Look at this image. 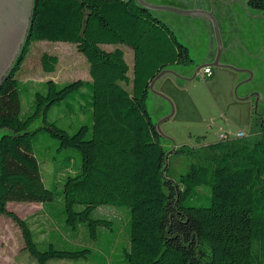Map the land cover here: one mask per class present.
<instances>
[{"label": "trees", "instance_id": "16d2710c", "mask_svg": "<svg viewBox=\"0 0 264 264\" xmlns=\"http://www.w3.org/2000/svg\"><path fill=\"white\" fill-rule=\"evenodd\" d=\"M243 2L264 16V0ZM34 40L75 44L89 62L92 79L63 85L48 80L35 91L33 109L24 113L17 75ZM119 45L134 51L133 77ZM192 62L190 49L170 26L136 0L33 1L30 38L0 85V130L5 131L0 137V218L10 216L18 223L27 251L39 264L88 260L92 249L69 250L54 242L43 249L36 237L45 231L32 229L8 210L12 201L45 206L62 200L68 228L83 225L93 240L100 227L112 229L114 223L96 217V210L129 208L126 264H264V127L256 122L259 116L251 131L263 128L259 137L221 139L204 149L177 147L173 153H187L192 163L178 181L169 178L170 165L164 172L166 137L148 110L149 86L163 70ZM41 63L53 73L59 57L44 53ZM85 86L91 89L90 124L70 133L49 120L53 107ZM38 120L42 124L33 128ZM42 130L59 140L58 153L76 149L81 155L80 165L67 158L56 166L57 174L64 169L67 175L54 189L46 186L35 152ZM202 187L208 192L202 193Z\"/></svg>", "mask_w": 264, "mask_h": 264}, {"label": "rangeland", "instance_id": "374dc122", "mask_svg": "<svg viewBox=\"0 0 264 264\" xmlns=\"http://www.w3.org/2000/svg\"><path fill=\"white\" fill-rule=\"evenodd\" d=\"M144 1L151 5L186 10L192 7L212 12L218 23L224 48L221 62L234 67H213L212 75L203 78L202 71L203 77L198 74L192 80L167 74L155 86L166 98L149 91L147 107L155 125L162 122L161 130L166 137V140L163 138V143L168 151L182 146L187 149H204L209 144L220 142L222 135L234 139L239 132H245L249 139L259 137L263 128L257 127L254 132L251 131L255 117L264 114L263 14L248 8L243 0ZM152 13L167 23L178 40L190 49L193 62L189 65H173L171 70L181 77H192L197 67L211 62L207 61L211 44L213 43L216 51L217 43L209 19L169 10H152ZM103 47L108 50L115 48L114 45ZM119 47L125 51L126 61L131 67L129 74L133 77L134 51L127 45ZM44 53L59 57L56 72L47 73L43 70L41 57ZM236 69L250 71L253 74L252 79L247 81L250 74ZM17 78L22 83L24 113L33 109L35 91L42 90L44 82L55 80L63 85L78 79H92L89 62L75 44L47 40L31 42L29 54ZM250 95L253 96L249 101L237 99ZM91 101V89L85 86L80 94L70 96L53 107L48 112L49 120L73 133L82 124L92 122ZM173 110V116L164 121ZM59 144L58 139L44 130L37 134L34 142L35 152L45 174V184L50 189H54L67 175L64 169H60L57 174L56 166L60 168L67 158H73L77 164H81L78 150L64 149L58 153L56 149ZM54 155L57 156L56 162ZM191 163L187 153H172L169 178L178 181ZM201 189L202 193L208 192L205 187ZM203 199L207 200L206 195ZM208 203L206 201L204 205ZM8 209L28 222L32 229L45 231L36 237L43 242V249L48 247L49 242L69 250L77 246L92 249L88 260H53L55 264H126L123 249L129 245L130 210L125 206L106 205L95 211L96 217H106L114 222L112 229L100 227L97 240L90 237L88 229L83 225L78 230L68 228L62 200L57 199L45 206L36 202L12 201L8 204ZM0 264H39L26 249L21 227L6 215L0 218Z\"/></svg>", "mask_w": 264, "mask_h": 264}, {"label": "water", "instance_id": "95a60500", "mask_svg": "<svg viewBox=\"0 0 264 264\" xmlns=\"http://www.w3.org/2000/svg\"><path fill=\"white\" fill-rule=\"evenodd\" d=\"M34 0H0V85L2 84L5 77L12 70V67L17 60L19 53L21 52L22 45L30 38V27H31V16H32V8H33ZM141 6L149 9V10H169L173 12H177L184 15H200L209 19L213 26L215 39L217 43V50L213 61L200 65L197 67L194 75L192 77H181L173 70L165 69L158 76H156L150 83L149 91H152L156 95L160 97L166 96L155 89L157 82L163 79L167 74H173L176 77L183 78L185 80L194 79L204 68H213V67H225L231 68V66L223 64L221 62L222 53L224 51L223 43L221 39V34L219 30V26L216 18L212 15V12L206 11L200 8H189L179 9L171 6H161V5H151L144 0H136ZM235 70V69H234ZM248 72L250 77L247 81H250L253 77V74L244 69H236V71ZM239 85L236 87V93ZM253 95L246 96L244 98L238 97L237 99L240 101H249L252 99ZM257 104V103H256ZM174 114V110L170 116L164 119V121L168 118H171ZM42 124L41 120H38L33 128H36ZM162 122L156 124L158 132L161 136L165 137L164 133L161 130ZM5 131L0 130V137L4 134ZM175 148L168 151L166 155V165L164 168V172L169 167V158L173 153ZM8 209V208H7ZM9 210V209H8Z\"/></svg>", "mask_w": 264, "mask_h": 264}, {"label": "built area", "instance_id": "2783aa9c", "mask_svg": "<svg viewBox=\"0 0 264 264\" xmlns=\"http://www.w3.org/2000/svg\"><path fill=\"white\" fill-rule=\"evenodd\" d=\"M202 71H204V77H203ZM202 71L199 74H201L203 78H205L206 76L212 75V70L209 67L204 68ZM246 135L247 134L245 132H239L237 137L241 138V137H245ZM222 139H228V137L225 135H222Z\"/></svg>", "mask_w": 264, "mask_h": 264}, {"label": "flooded vegetation", "instance_id": "af4514ba", "mask_svg": "<svg viewBox=\"0 0 264 264\" xmlns=\"http://www.w3.org/2000/svg\"><path fill=\"white\" fill-rule=\"evenodd\" d=\"M24 45H25V43L22 45L21 52L19 53V56H18L17 60H15V63H16V62L19 60V58L21 57ZM15 63H14V64H15ZM13 66H14V65H13ZM256 122L258 123V126L264 127V114H263L262 116L259 115V118H258V120H256Z\"/></svg>", "mask_w": 264, "mask_h": 264}, {"label": "crops", "instance_id": "0c3cea01", "mask_svg": "<svg viewBox=\"0 0 264 264\" xmlns=\"http://www.w3.org/2000/svg\"><path fill=\"white\" fill-rule=\"evenodd\" d=\"M192 8V7H191ZM216 51L213 49V43L211 44V50L210 53L208 55L207 61H213L214 57H215ZM206 61V62H207Z\"/></svg>", "mask_w": 264, "mask_h": 264}]
</instances>
